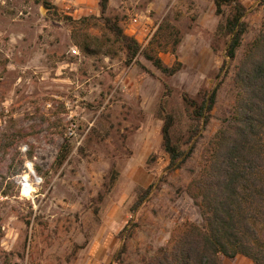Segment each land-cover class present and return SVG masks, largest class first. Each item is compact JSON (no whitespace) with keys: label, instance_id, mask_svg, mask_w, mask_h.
I'll return each mask as SVG.
<instances>
[{"label":"rangeland","instance_id":"1","mask_svg":"<svg viewBox=\"0 0 264 264\" xmlns=\"http://www.w3.org/2000/svg\"><path fill=\"white\" fill-rule=\"evenodd\" d=\"M46 1L54 8L42 0H0V264H119L122 244V264H145L187 224H203L187 189L230 115L233 69L260 29L264 0H240L248 27L222 70L226 38L216 28L227 6L216 15L212 0H108L106 14L141 48L158 52L166 65L181 62L169 77L141 54L125 63L99 17L100 0ZM162 22L180 33L175 53L160 51L152 38ZM82 43L91 44L88 52ZM161 77L190 95L221 79L193 151L169 173L154 116ZM28 162L41 180L25 197L18 175ZM112 166L118 175L106 193ZM136 185L152 189L131 216ZM219 260L253 264L241 254Z\"/></svg>","mask_w":264,"mask_h":264},{"label":"trees","instance_id":"2","mask_svg":"<svg viewBox=\"0 0 264 264\" xmlns=\"http://www.w3.org/2000/svg\"><path fill=\"white\" fill-rule=\"evenodd\" d=\"M212 1L216 15L223 12L224 6L229 8L227 17L219 21L216 28V33L226 38L225 58L219 67L222 70L228 60L235 58L247 30V7L240 0ZM107 3L108 0H100L99 17L122 46L126 64L135 62L141 54L162 77L180 70L181 62L166 65L158 52L141 48L136 38L125 34L118 22L106 14ZM42 5L54 8L46 0H42ZM152 38L156 39L160 51L170 48L173 53L181 40L178 29L168 22L160 23ZM90 45L82 43L80 47L88 52ZM233 70L234 103L230 115L221 121L209 139L204 163L187 189L203 224H187L174 241L160 247L145 264H221L220 254L228 258L241 254L253 264H264V17ZM162 77V92L154 116L161 122V144L168 157L165 170L169 173L179 168L193 151L202 126L211 118L221 79L213 87L199 89L195 95H190L174 91ZM154 158L151 154L146 163ZM117 175V169L112 166L105 183L106 193ZM151 189L152 185L135 186L128 207L131 216L151 194ZM124 249L122 244L116 253L119 264H122Z\"/></svg>","mask_w":264,"mask_h":264},{"label":"built area","instance_id":"3","mask_svg":"<svg viewBox=\"0 0 264 264\" xmlns=\"http://www.w3.org/2000/svg\"><path fill=\"white\" fill-rule=\"evenodd\" d=\"M25 166L28 172L18 175V184L21 194L28 197L34 191L35 184L39 183L41 178L34 172L31 162L26 163ZM24 191H28V193L25 194Z\"/></svg>","mask_w":264,"mask_h":264},{"label":"bare ground","instance_id":"4","mask_svg":"<svg viewBox=\"0 0 264 264\" xmlns=\"http://www.w3.org/2000/svg\"><path fill=\"white\" fill-rule=\"evenodd\" d=\"M25 193V192H24ZM26 194V193H25Z\"/></svg>","mask_w":264,"mask_h":264}]
</instances>
